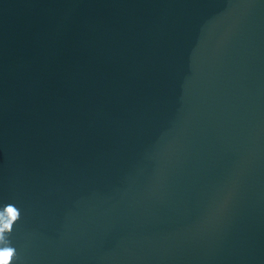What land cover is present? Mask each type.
<instances>
[{
	"label": "water",
	"instance_id": "1",
	"mask_svg": "<svg viewBox=\"0 0 264 264\" xmlns=\"http://www.w3.org/2000/svg\"><path fill=\"white\" fill-rule=\"evenodd\" d=\"M9 203L10 264H264V0H0Z\"/></svg>",
	"mask_w": 264,
	"mask_h": 264
},
{
	"label": "clouds",
	"instance_id": "2",
	"mask_svg": "<svg viewBox=\"0 0 264 264\" xmlns=\"http://www.w3.org/2000/svg\"><path fill=\"white\" fill-rule=\"evenodd\" d=\"M20 215V210L11 203L0 210V264H10L13 258L16 259V249L11 246L8 236L12 233Z\"/></svg>",
	"mask_w": 264,
	"mask_h": 264
}]
</instances>
